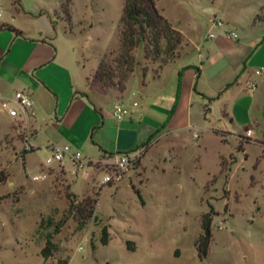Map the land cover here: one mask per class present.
<instances>
[{"label": "rangeland", "instance_id": "obj_1", "mask_svg": "<svg viewBox=\"0 0 264 264\" xmlns=\"http://www.w3.org/2000/svg\"><path fill=\"white\" fill-rule=\"evenodd\" d=\"M44 2L47 9L55 3L50 10L54 29L74 37L69 46L81 53L84 93L114 121H119L112 115L115 106L127 111L122 119L143 107L140 84L150 82L163 66L174 60L197 66V54H206V31L212 20L223 19L222 13L226 21L239 23L234 31L220 21L239 41L253 28L252 20L258 32L264 30V0H151L152 7L144 2L143 9L163 18L179 39L168 44L159 39L153 51L150 35L138 46L122 40L123 0ZM21 127L10 123L0 141L5 175L0 264H264L262 140H245L242 129L231 132L233 138L226 131L205 135L197 129L161 137L137 151L119 182L100 185L104 173L112 172L107 162L122 152L107 157L99 148L68 146L80 159L63 158L64 173L58 163H44L50 150L34 147L23 155ZM84 197L94 201L92 215L79 226L74 207ZM204 214L210 217L211 239L205 258L199 259L194 244ZM102 226L106 245L99 242ZM48 234L52 247L43 258Z\"/></svg>", "mask_w": 264, "mask_h": 264}, {"label": "crops", "instance_id": "obj_2", "mask_svg": "<svg viewBox=\"0 0 264 264\" xmlns=\"http://www.w3.org/2000/svg\"><path fill=\"white\" fill-rule=\"evenodd\" d=\"M44 4V0H0V92L9 97L23 91L31 97L27 128L35 148H99L107 156L135 149L161 126L152 141L177 138L174 135L191 129L205 135L226 131L231 138L235 137L231 132L250 129L249 142H264V30L258 32L253 20L242 41L223 37L212 20L204 37L206 54H197V66L175 60L163 66L150 82L140 84L143 107L114 121L84 93L81 53L69 46L74 37L54 29L50 10L55 3L50 9ZM221 17L214 21L229 23L237 31L238 22L226 21L224 13ZM12 122L0 113V141ZM56 165L66 172L62 161Z\"/></svg>", "mask_w": 264, "mask_h": 264}, {"label": "trees", "instance_id": "obj_3", "mask_svg": "<svg viewBox=\"0 0 264 264\" xmlns=\"http://www.w3.org/2000/svg\"><path fill=\"white\" fill-rule=\"evenodd\" d=\"M17 2V0H16ZM144 2H147L151 5V0H123L122 5V15L120 22L124 21V30L121 31L122 40L126 39V43L129 46L133 45H141L144 43V40L147 35H150V41L154 46L153 51H157L159 48L157 46V41L163 39L166 44L168 43H178L179 39L176 37L178 33L173 30L169 24L161 17L149 14L145 9H143L142 5ZM264 10V9H263ZM264 16L261 18L263 19ZM255 19L257 22H262L263 20ZM52 25V24H51ZM1 28L11 30L15 32L10 26L3 25ZM18 33V32H15ZM176 35V36H175ZM158 54V52H157ZM163 128L156 129L151 135H149L146 140L137 146L135 149L122 152L120 154H129L132 152H136L139 149L146 148L150 142L154 139L155 135ZM23 155L27 154L28 151H22ZM104 154V152H102ZM118 154V153H116ZM112 154H107V157H111ZM5 180V175L0 172V183ZM73 196L70 197V202L72 203ZM94 201L90 198L84 197L80 200L79 204L77 203L74 209L76 210L79 221L78 225L82 226L84 221L89 219L92 215V206L91 204ZM82 212V213H81ZM42 225V221H40L39 226ZM58 227V226H57ZM210 217L209 214H204L201 217L200 229L201 233L195 241L194 247L196 251V255L199 259L205 258L207 254L208 245L211 239L210 235ZM108 241V233L106 227L102 226L100 228V237L99 242L101 245H106ZM51 242L50 235L48 234L44 238V247L41 249V256L43 258H47L49 256L51 250ZM127 249L128 245H126ZM65 264V262H63Z\"/></svg>", "mask_w": 264, "mask_h": 264}, {"label": "built area", "instance_id": "obj_4", "mask_svg": "<svg viewBox=\"0 0 264 264\" xmlns=\"http://www.w3.org/2000/svg\"><path fill=\"white\" fill-rule=\"evenodd\" d=\"M212 25L215 28L221 30L222 36L229 40H236L237 35L233 31H229L220 21H213ZM208 38H212L213 34L208 33ZM256 75L260 74V70L254 72ZM250 88H253V85H250ZM33 105L31 97L23 91H15L11 96L6 97L0 92V113L5 114L15 123L20 124L21 127V145L24 151H29L34 148L30 141V135L27 128V116L28 112ZM136 104L132 103V107H135ZM127 114V111L115 106L112 115L116 120H121ZM245 140H249L252 137V132L250 129L244 130L243 135ZM139 156V153L132 152L129 154H121L114 159L113 162H110L112 166V172L110 174L104 173L100 181V185H106L108 183H117L121 180L123 174L128 170L130 166ZM63 158H68L72 162H79L80 154L77 152H72L70 148L66 145L52 147L50 149L49 156L45 159V164H50L52 162L60 163Z\"/></svg>", "mask_w": 264, "mask_h": 264}]
</instances>
